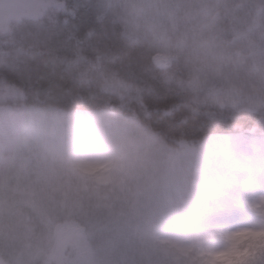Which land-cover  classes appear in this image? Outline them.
<instances>
[{
	"label": "rangeland",
	"instance_id": "rangeland-1",
	"mask_svg": "<svg viewBox=\"0 0 264 264\" xmlns=\"http://www.w3.org/2000/svg\"><path fill=\"white\" fill-rule=\"evenodd\" d=\"M88 1L183 60L164 78L197 105L264 114V0ZM46 4L0 0V39ZM175 147L121 115L27 107L0 80V264H264V141Z\"/></svg>",
	"mask_w": 264,
	"mask_h": 264
},
{
	"label": "trees",
	"instance_id": "trees-1",
	"mask_svg": "<svg viewBox=\"0 0 264 264\" xmlns=\"http://www.w3.org/2000/svg\"><path fill=\"white\" fill-rule=\"evenodd\" d=\"M112 13L88 0H47L40 13H21L0 39V80L14 86L27 107L121 115L170 148L215 134L264 141V114L197 105L164 78L169 71L185 79L189 66L177 59L158 70L152 64L157 50L129 35ZM104 75L123 80L131 91L106 89Z\"/></svg>",
	"mask_w": 264,
	"mask_h": 264
},
{
	"label": "water",
	"instance_id": "water-1",
	"mask_svg": "<svg viewBox=\"0 0 264 264\" xmlns=\"http://www.w3.org/2000/svg\"><path fill=\"white\" fill-rule=\"evenodd\" d=\"M152 63L159 69L165 70L168 66V58L162 54H156L152 58Z\"/></svg>",
	"mask_w": 264,
	"mask_h": 264
}]
</instances>
